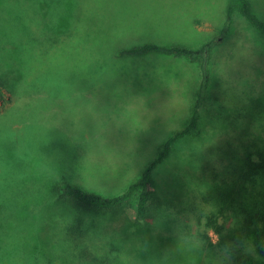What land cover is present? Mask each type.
I'll use <instances>...</instances> for the list:
<instances>
[{
	"label": "rangeland",
	"instance_id": "obj_1",
	"mask_svg": "<svg viewBox=\"0 0 264 264\" xmlns=\"http://www.w3.org/2000/svg\"><path fill=\"white\" fill-rule=\"evenodd\" d=\"M249 1L252 11L262 10L263 19L264 0ZM227 3L0 0V80L2 77L8 90L0 98V115L8 111L0 116V165L8 177L2 181L0 193L12 195L30 188L29 205L36 213L52 215L41 201L46 199L48 180L59 173L106 196L124 190L155 157L164 140L188 121L200 74L198 64L185 58L157 53L121 56L119 52L146 41L196 48L215 37L212 84L220 81L223 97L229 95L234 103L241 104L236 97L238 92L244 93L247 100L252 98L251 106H221L225 109L220 124L212 120L200 137L175 145L171 159L155 176L160 189L179 196V200L165 197L162 218L135 224V203L131 201L122 207L127 220L106 222L122 235L179 232L176 213L188 214L192 205L181 196L182 189H172L174 177L169 172L175 168L183 173L184 169L199 171L197 147L211 131L228 137L253 133V97L264 96V36L255 34L235 14L222 40ZM233 107L239 111L230 114ZM8 133L15 143L8 140ZM182 159L194 165L198 160L199 166H175ZM21 164L28 166L17 167ZM25 173H30V180L23 182ZM180 179L186 187V182L193 184L197 177L191 183L187 177ZM194 219L188 222L190 236L205 241L200 234L205 226ZM181 221L184 224L183 216ZM208 236L214 244L219 240L211 229ZM138 257L140 264H180L176 255L151 247L142 246ZM218 257L219 264L227 262L222 253Z\"/></svg>",
	"mask_w": 264,
	"mask_h": 264
},
{
	"label": "trees",
	"instance_id": "obj_2",
	"mask_svg": "<svg viewBox=\"0 0 264 264\" xmlns=\"http://www.w3.org/2000/svg\"><path fill=\"white\" fill-rule=\"evenodd\" d=\"M227 2L226 18L220 31L222 40L228 35L235 14L240 15L244 25L252 28L255 34L264 36V18L259 15L262 10L253 8L252 11L249 0ZM217 43L215 37L196 48L146 41L119 52L121 56L157 53L197 63L200 82L188 121L164 140L139 176L114 195L92 191L64 173L48 180L42 194L46 197L41 201L44 210H50L52 215L47 211L36 213L29 205L30 188L19 189L12 195L0 193V264H140L138 251L142 246L174 254L180 264H219V253L227 258L224 264H264V96L253 97V133L228 137L222 132L211 131L206 141L197 147L199 171L184 169L183 173L175 168L188 163L182 159L175 164L176 171L169 172L174 177L172 189H182L181 196L192 205L188 214L180 210L176 213L179 232L137 237L122 235L116 226L106 223L116 218L127 220L122 207L131 201L135 203V224L143 225L162 218L165 197L179 200V196L160 189L155 176L171 159L175 145L187 138L200 137L206 131L205 124L211 126L212 120L220 124L225 109L221 106L229 108L242 103L251 106L252 98L247 100L244 93L238 92L236 97L242 103H234L228 100L229 95L223 97L224 87L220 81L212 84L210 63ZM4 84L1 77V99L4 91H8ZM234 107L230 114L239 111ZM8 140L15 143L16 139L8 133ZM192 157L190 154L188 158ZM199 161L196 165L188 164L197 168ZM26 166L28 164L17 167ZM4 170L1 164L0 186L8 179ZM29 174L23 175V182L30 180ZM181 177L189 178L188 182L191 178L197 179L193 184L186 182L184 187ZM192 218L198 225L205 226L200 233L205 241L190 236L188 222ZM209 229L219 238L215 244L209 239Z\"/></svg>",
	"mask_w": 264,
	"mask_h": 264
}]
</instances>
